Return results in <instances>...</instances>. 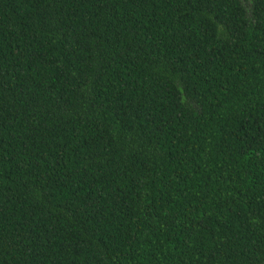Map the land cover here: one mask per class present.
I'll return each mask as SVG.
<instances>
[{
	"label": "trees",
	"instance_id": "16d2710c",
	"mask_svg": "<svg viewBox=\"0 0 264 264\" xmlns=\"http://www.w3.org/2000/svg\"><path fill=\"white\" fill-rule=\"evenodd\" d=\"M0 264H264V0H0Z\"/></svg>",
	"mask_w": 264,
	"mask_h": 264
}]
</instances>
